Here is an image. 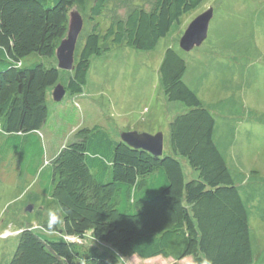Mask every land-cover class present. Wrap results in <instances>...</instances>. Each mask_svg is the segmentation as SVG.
Listing matches in <instances>:
<instances>
[{
	"label": "trees",
	"instance_id": "1",
	"mask_svg": "<svg viewBox=\"0 0 264 264\" xmlns=\"http://www.w3.org/2000/svg\"><path fill=\"white\" fill-rule=\"evenodd\" d=\"M202 1L154 0L148 10L133 6L123 19L111 21L102 37L95 26L75 51L65 90L82 92L92 56L111 44L151 50ZM87 2L0 0V154L23 155L31 174L43 155L36 131L48 117L46 91L60 69L22 60L30 54L55 55L70 7ZM106 2L92 0L88 17L100 16ZM185 69V60L167 47L159 68L164 94L188 107L170 123L171 152L157 156L131 147L99 125L79 128L51 163L46 192L57 204L58 222L49 227L47 217L43 232L22 229L8 264H121L120 257L134 255L192 256L195 264L252 263L246 207L213 141L212 113L183 81ZM179 157L197 178L186 180ZM61 230L76 237L90 232L97 244L67 241L56 234Z\"/></svg>",
	"mask_w": 264,
	"mask_h": 264
},
{
	"label": "rangeland",
	"instance_id": "2",
	"mask_svg": "<svg viewBox=\"0 0 264 264\" xmlns=\"http://www.w3.org/2000/svg\"><path fill=\"white\" fill-rule=\"evenodd\" d=\"M91 1L83 8L70 7L80 11L83 17L78 51L95 26L102 37L111 21L124 18L130 5L148 10L154 0H107L102 14L94 20L88 17ZM208 8H212V17L206 38L189 51L181 49V35ZM167 47L175 49L186 61L183 78L211 111L216 122L214 141L232 172L255 177L250 178L254 180L250 181L253 186L250 190L257 189H245V196L241 188V195L249 214L251 264H264V0H203L183 14L180 23L174 24L153 49L111 44L108 51L92 56L81 93L66 91L60 101H54L51 96L54 86L49 87L48 117L36 131L43 147L37 172L31 174L25 157L12 148L8 156L0 154V264L9 263L22 229L29 226L43 232V221L50 212L57 211V204L49 200L46 192L51 163L79 128L99 125L114 139H120L121 132L128 130L161 132L163 154L171 152L170 123L173 116L188 107L181 101H169L164 94L159 68ZM33 61L57 65L55 55L30 54L22 60L23 64ZM72 72L60 69L56 83L66 85ZM181 160L183 169L189 168L185 158ZM29 205L31 210H27ZM57 227L63 230L62 222ZM62 230L56 234L67 241L97 244L90 232L76 237ZM120 261L121 264H192L193 258L142 259L134 255L120 257Z\"/></svg>",
	"mask_w": 264,
	"mask_h": 264
},
{
	"label": "water",
	"instance_id": "3",
	"mask_svg": "<svg viewBox=\"0 0 264 264\" xmlns=\"http://www.w3.org/2000/svg\"><path fill=\"white\" fill-rule=\"evenodd\" d=\"M212 17V8H208L195 17L187 26L179 39L180 48L189 51L200 45L207 36L209 22ZM83 28V17L80 11L73 8L68 14L67 32L55 49L57 68L63 70H73L77 43ZM66 90L63 84L56 83L52 90L54 101H60ZM120 140L134 148H141L153 155L161 156L163 153V135L161 132L150 134L137 132L134 130L123 131ZM32 205L27 207L31 210Z\"/></svg>",
	"mask_w": 264,
	"mask_h": 264
},
{
	"label": "crops",
	"instance_id": "4",
	"mask_svg": "<svg viewBox=\"0 0 264 264\" xmlns=\"http://www.w3.org/2000/svg\"><path fill=\"white\" fill-rule=\"evenodd\" d=\"M133 5H134V3H133ZM131 8V5H130V7H128V10ZM174 25V24H173ZM172 25V26H173ZM186 62V61H185ZM186 68H187V64H186ZM185 71H186V69H185ZM185 71H184V73H185ZM183 76H184V74H183ZM182 79H183V81L185 82V80H184V78L182 77ZM186 83V82H185ZM186 85H187V83H186ZM188 86V85H187ZM189 87V86H188ZM201 101V100H200ZM203 104V103H202ZM203 106H204V104H203ZM207 108V107H206ZM207 109H209V108H207ZM187 111V110H186ZM211 112V111H210ZM183 113V112H182ZM178 115V114H177ZM176 116V115H175ZM175 116H173V117H175ZM213 116V115H212ZM214 118V117H213ZM215 124H216V122H215V119H214V128H213V141H214V130H215ZM114 139V138H113ZM115 140H118V139H115ZM214 143L216 144V142L214 141ZM216 146H217V144H216ZM217 148H218V146H217ZM219 149V148H218ZM220 151V150H219ZM220 153H221V151H220ZM221 155H222V157L224 158V156H223V154L221 153ZM182 158L181 157H179V160H180V162L182 161L181 160ZM186 160V159H185ZM224 160H225V158H224ZM226 161V160H225ZM187 162V161H186ZM181 164H182V162H181ZM227 164V163H226ZM227 166H228V164H227ZM228 169H229V172H230V174H231V177H232V179H233V182L235 183V185H236V187H237V189H238V192H239V194H240V196H241V198H242V195H241V188H243V194L245 195V189L246 190H250L253 186L251 185L252 183L250 182V181H254L253 179H250V178H255V177H252L250 174L248 175V176H245L244 174H242L240 171H238V172H232V170L230 169V167L228 166ZM184 170V169H183ZM184 175H185V178H186V180H188V179H191V178H197V176H198V173L196 172V171H194V170H192L190 167L189 168H187L186 170H184ZM247 178V179H246ZM251 183V184H250ZM255 189H257L256 187H254L252 190H255ZM252 190H250V191H252ZM246 196V195H245ZM244 196V197H245ZM242 200H243V202H244V206L246 207V210H247V205H246V200L245 199H243L242 198ZM249 216V214H248V211H247V217Z\"/></svg>",
	"mask_w": 264,
	"mask_h": 264
},
{
	"label": "clouds",
	"instance_id": "5",
	"mask_svg": "<svg viewBox=\"0 0 264 264\" xmlns=\"http://www.w3.org/2000/svg\"><path fill=\"white\" fill-rule=\"evenodd\" d=\"M118 140H120V139H118ZM58 220H59V217H58V215L55 212H50L49 213V221H48L49 222V227H51L53 224L57 223ZM252 261H253V254H252ZM192 264H195V262L193 261ZM203 264H210V261L204 260Z\"/></svg>",
	"mask_w": 264,
	"mask_h": 264
}]
</instances>
